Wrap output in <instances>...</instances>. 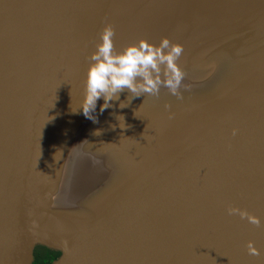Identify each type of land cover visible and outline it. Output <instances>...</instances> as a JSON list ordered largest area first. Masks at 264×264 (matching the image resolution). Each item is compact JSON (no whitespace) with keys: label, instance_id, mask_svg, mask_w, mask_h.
Segmentation results:
<instances>
[{"label":"water","instance_id":"obj_1","mask_svg":"<svg viewBox=\"0 0 264 264\" xmlns=\"http://www.w3.org/2000/svg\"><path fill=\"white\" fill-rule=\"evenodd\" d=\"M106 24L117 50L182 45V99L121 92L87 122ZM38 246L50 264H264V0H0V264Z\"/></svg>","mask_w":264,"mask_h":264},{"label":"clouds","instance_id":"obj_2","mask_svg":"<svg viewBox=\"0 0 264 264\" xmlns=\"http://www.w3.org/2000/svg\"><path fill=\"white\" fill-rule=\"evenodd\" d=\"M115 30L111 24H106L101 30L99 42L89 57V67L85 81V96L83 113L88 119L95 120L97 102L103 100L101 111L110 107V102L119 99L121 92L131 93L133 98L158 96L161 87L169 93L182 99L179 89L185 78V72L177 61L183 53V46L172 43L168 38H162L158 45L145 39L130 44L122 50L115 48L113 38ZM127 105L120 107H126ZM170 107L169 105L165 106ZM236 130H233V135ZM228 215H238L250 224L259 227L261 220L247 210L238 207H228ZM249 255L259 256L260 251L253 241L247 243Z\"/></svg>","mask_w":264,"mask_h":264},{"label":"trees","instance_id":"obj_3","mask_svg":"<svg viewBox=\"0 0 264 264\" xmlns=\"http://www.w3.org/2000/svg\"><path fill=\"white\" fill-rule=\"evenodd\" d=\"M57 256V252L51 251L45 247L38 246L36 248V256L34 264H50V262Z\"/></svg>","mask_w":264,"mask_h":264},{"label":"bare ground","instance_id":"obj_4","mask_svg":"<svg viewBox=\"0 0 264 264\" xmlns=\"http://www.w3.org/2000/svg\"><path fill=\"white\" fill-rule=\"evenodd\" d=\"M162 88V87H161ZM124 92H126V91H124ZM96 110H98V106H96ZM93 115V114H92ZM92 119H88V121L87 122H90Z\"/></svg>","mask_w":264,"mask_h":264}]
</instances>
